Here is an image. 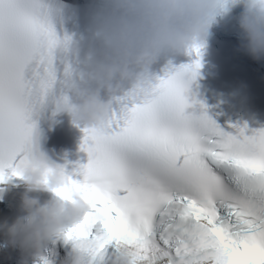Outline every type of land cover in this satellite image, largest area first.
Wrapping results in <instances>:
<instances>
[{
  "label": "snow or ice",
  "instance_id": "6c2138e0",
  "mask_svg": "<svg viewBox=\"0 0 264 264\" xmlns=\"http://www.w3.org/2000/svg\"><path fill=\"white\" fill-rule=\"evenodd\" d=\"M57 14L51 0H0V183L35 146L34 117L70 95L71 37ZM200 50L115 97L107 136L81 130L87 162L67 187L91 208L63 239L79 240L89 264L120 241L136 248L135 264H264V126L226 130L189 95Z\"/></svg>",
  "mask_w": 264,
  "mask_h": 264
},
{
  "label": "clouds",
  "instance_id": "9594fccd",
  "mask_svg": "<svg viewBox=\"0 0 264 264\" xmlns=\"http://www.w3.org/2000/svg\"><path fill=\"white\" fill-rule=\"evenodd\" d=\"M237 16L238 51L253 61H264V0H233ZM229 0H89V22L83 36L71 39L68 49L75 68L70 95L57 112L67 113L74 127L107 136L111 101L152 81L153 67L185 54L193 45L206 47L209 28ZM18 179L24 191L18 214L3 227L0 248L16 250L17 264H33L50 241L63 237L70 225L89 212L91 203L67 187L62 166L50 162L34 146L18 162ZM0 192L11 185L8 179ZM66 190L57 195L56 190ZM41 193H51L41 202ZM61 264H89L90 256L79 240ZM137 250L120 241L113 246L110 264H135Z\"/></svg>",
  "mask_w": 264,
  "mask_h": 264
}]
</instances>
